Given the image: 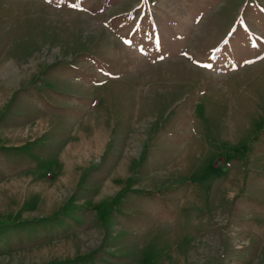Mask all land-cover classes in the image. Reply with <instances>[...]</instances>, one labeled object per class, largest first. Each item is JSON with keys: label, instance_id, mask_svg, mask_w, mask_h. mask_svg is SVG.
<instances>
[{"label": "rangeland", "instance_id": "374dc122", "mask_svg": "<svg viewBox=\"0 0 264 264\" xmlns=\"http://www.w3.org/2000/svg\"><path fill=\"white\" fill-rule=\"evenodd\" d=\"M0 144V264H264V0H0Z\"/></svg>", "mask_w": 264, "mask_h": 264}, {"label": "crops", "instance_id": "0c3cea01", "mask_svg": "<svg viewBox=\"0 0 264 264\" xmlns=\"http://www.w3.org/2000/svg\"><path fill=\"white\" fill-rule=\"evenodd\" d=\"M244 60V58H242L241 59V61L238 63V62H236L235 61V58H234V56H233V54H231V55H229V57H228V64H226V65H224L223 67H222V70H218L217 72H219V73H222V74H225V73H228V72H231V71H237L238 70V68H242L241 67V64H243V61ZM232 63H234V64H232ZM236 63V64H235ZM219 90V89H218ZM218 93H221V91L219 90V92ZM219 98V97H218ZM216 100V99H215ZM235 136L237 137V136H239L238 134H235ZM1 145V144H0ZM15 146H19V145H15ZM251 156H254L255 158H258L260 155L259 154H251V155H248L247 156V161L248 160H250V157ZM260 162H264V159H261V160H259ZM226 165H227V169H228V173L230 174V173H232V174H236V173H238L239 174V181H238V184H237V186L239 187L240 185H242L241 183H243V178H242V176H243V173H242V170H243V163H240L239 161H230V162H226ZM241 166H242V169H240L241 168ZM254 167H252V169H253ZM257 170V169H256ZM236 172V173H235ZM232 177V176H231ZM238 194H239V192H238ZM233 196L232 197H236L237 196V193H233L232 194ZM243 195H246V193L244 192V194Z\"/></svg>", "mask_w": 264, "mask_h": 264}, {"label": "snow or ice", "instance_id": "6c2138e0", "mask_svg": "<svg viewBox=\"0 0 264 264\" xmlns=\"http://www.w3.org/2000/svg\"><path fill=\"white\" fill-rule=\"evenodd\" d=\"M78 5H73V7H77ZM205 67H208V68H211L212 65L211 64H208V65H205Z\"/></svg>", "mask_w": 264, "mask_h": 264}]
</instances>
